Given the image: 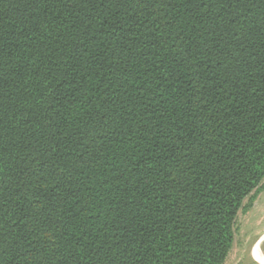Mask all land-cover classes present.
<instances>
[{"label":"trees","instance_id":"16d2710c","mask_svg":"<svg viewBox=\"0 0 264 264\" xmlns=\"http://www.w3.org/2000/svg\"><path fill=\"white\" fill-rule=\"evenodd\" d=\"M264 179V0H0V264H223Z\"/></svg>","mask_w":264,"mask_h":264},{"label":"rangeland","instance_id":"374dc122","mask_svg":"<svg viewBox=\"0 0 264 264\" xmlns=\"http://www.w3.org/2000/svg\"><path fill=\"white\" fill-rule=\"evenodd\" d=\"M234 227L233 244L223 264H257L258 243L264 236V179L244 199ZM260 249L264 253V240Z\"/></svg>","mask_w":264,"mask_h":264},{"label":"bare ground","instance_id":"6f19581e","mask_svg":"<svg viewBox=\"0 0 264 264\" xmlns=\"http://www.w3.org/2000/svg\"><path fill=\"white\" fill-rule=\"evenodd\" d=\"M264 240V236H262L259 240V243H258V248H259V258L257 260V264H264V253L262 252V250L260 249V245H261V242Z\"/></svg>","mask_w":264,"mask_h":264}]
</instances>
